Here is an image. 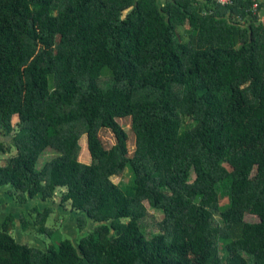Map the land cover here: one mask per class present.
<instances>
[{"label":"trees","instance_id":"obj_1","mask_svg":"<svg viewBox=\"0 0 264 264\" xmlns=\"http://www.w3.org/2000/svg\"><path fill=\"white\" fill-rule=\"evenodd\" d=\"M251 4L0 0V127L17 150L0 189L26 204L66 188L76 230L92 224L42 250L14 238L9 214L0 264H264V22ZM127 168L133 183L116 184ZM52 211L23 212L21 231L48 235Z\"/></svg>","mask_w":264,"mask_h":264},{"label":"rangeland","instance_id":"obj_2","mask_svg":"<svg viewBox=\"0 0 264 264\" xmlns=\"http://www.w3.org/2000/svg\"><path fill=\"white\" fill-rule=\"evenodd\" d=\"M181 31V30H180ZM119 123L122 125V127L127 131L129 141L128 145L130 146L131 152L135 149V137L131 130V119L125 118V119H119ZM13 124L17 122V117L15 116L13 118ZM101 139L106 148H111L116 143V138L114 134L110 130H102L101 131ZM0 142H3L7 145H10L12 147V150L10 153H7L5 155H0V164H5L9 158L16 155L17 150L14 146L12 136H9L7 134H4V130L0 127ZM81 144V153L79 160L83 163L90 164L91 163V155L88 150V143H87V137L83 136L80 140ZM50 157L42 158L39 161L38 168H42L43 164L48 160ZM112 180L121 186H129L133 183V175L132 172H130V169L127 168V170L124 172L122 176H115L112 178ZM10 189V187H5L0 189V200L2 202V214L0 219V225L2 222L6 219V217L9 214H13L16 219V226L12 232L14 238L18 242H26L29 243L32 247H36L42 250H46L51 246H58L61 241L69 239L73 243L78 242L81 237L85 236L86 233H88L87 230H90L89 228H92L91 222H89L88 229L86 231L80 232L79 230H76L77 228V221L80 216L79 212L72 211L70 209L69 205L62 206L60 203L61 193L66 191V188H61L57 191V196L55 199H51L46 202H42L38 199L30 200L28 203L20 204L14 202L13 197L9 196L7 194V189ZM226 204V201H222V205ZM49 207L53 208V211L51 215L49 216V220L47 222V227L50 229V232L48 235H39L36 234L34 231L31 232H22L21 231V225H20V217L22 214L26 213L28 214H34L36 212H32V210L39 209L41 212L44 211V208ZM146 207L148 208L149 213L152 216H156L155 218L157 220H160L162 218L161 213L154 210L148 203H146ZM24 212V213H23ZM219 217V216H218ZM246 220L249 222H257L258 219L255 216L247 215ZM158 228L155 226V223L152 221L151 223L147 225V232L146 234L149 236L153 233H156Z\"/></svg>","mask_w":264,"mask_h":264},{"label":"built area","instance_id":"obj_3","mask_svg":"<svg viewBox=\"0 0 264 264\" xmlns=\"http://www.w3.org/2000/svg\"><path fill=\"white\" fill-rule=\"evenodd\" d=\"M216 1L222 5H232L234 3V0H216ZM251 1H252L250 7L251 15L259 14L262 1L261 0H251Z\"/></svg>","mask_w":264,"mask_h":264},{"label":"crops","instance_id":"obj_4","mask_svg":"<svg viewBox=\"0 0 264 264\" xmlns=\"http://www.w3.org/2000/svg\"><path fill=\"white\" fill-rule=\"evenodd\" d=\"M163 1V0H161ZM262 2V7L260 8V11H259V19L260 21H263L264 22V0H261Z\"/></svg>","mask_w":264,"mask_h":264}]
</instances>
